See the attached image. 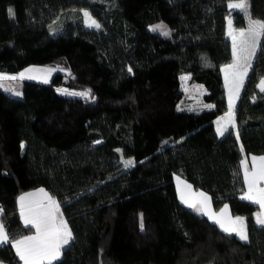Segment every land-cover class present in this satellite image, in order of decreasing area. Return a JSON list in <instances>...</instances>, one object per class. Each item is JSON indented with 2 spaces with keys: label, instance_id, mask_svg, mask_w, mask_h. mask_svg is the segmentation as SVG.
<instances>
[{
  "label": "trees",
  "instance_id": "trees-1",
  "mask_svg": "<svg viewBox=\"0 0 264 264\" xmlns=\"http://www.w3.org/2000/svg\"><path fill=\"white\" fill-rule=\"evenodd\" d=\"M228 1L0 0V72L42 63L69 72L24 80L20 97L0 89V222L9 241L1 263L21 264L13 241L34 228L17 197L42 186L71 231L50 264H264L259 206L241 197L237 172L243 155L264 153V35L235 103L237 136L215 129L227 110L225 18L264 20V0H247V14ZM81 8L101 28L84 26ZM159 22L167 36L150 28ZM182 73L203 87L206 107L181 106ZM59 84L90 95L60 94ZM175 174L207 192L214 209L227 203L243 216L247 239L183 204Z\"/></svg>",
  "mask_w": 264,
  "mask_h": 264
},
{
  "label": "rangeland",
  "instance_id": "rangeland-1",
  "mask_svg": "<svg viewBox=\"0 0 264 264\" xmlns=\"http://www.w3.org/2000/svg\"><path fill=\"white\" fill-rule=\"evenodd\" d=\"M238 2V0H230V2L228 3V9L229 11H234L237 9H233L229 7L230 3H236ZM81 12H82V18H83V24L86 27L89 28H94V29H99L101 28L100 23L91 15L90 11L87 8H81ZM84 12H87L89 14V16L91 17L92 20H95L97 24L100 25L99 28L95 27V26H90V21L87 17H85ZM229 20H231V30L234 32V34H238L239 31L241 29H243L245 31V33L247 34V30L249 27V18L245 19L246 23L244 26H235L234 25V17L232 15H229ZM252 19V18H251ZM252 20H259L264 22V20L261 19H252ZM152 30L154 31H158L159 33H161L162 35L164 34V32H168L169 33V28L166 27L162 22H159L153 26L150 27ZM229 31H230V27L229 24L227 26V28L225 29V35L226 37L230 40L231 43V57L230 60L223 64L221 67V74H222V78H223V84L224 87L226 89L228 98H229V102H231L230 96L231 98H233L240 90V88L242 87L243 81L245 79L246 74L244 73V67L246 65V61L242 58L239 61V64L237 65V67L235 68H228L227 73L225 72V69L227 68V66L232 65L234 63L235 57L233 55V43H232V37L229 36ZM261 36H259L260 39ZM239 37H238V43H239ZM258 44L255 47V52L252 55H249V53H251L252 49H251V43L249 42L248 45H244L242 47H246L247 51L246 52H241L240 56L244 57V56H248V61L247 63H250L254 58V55L256 53V49H257ZM29 68H34V69H51V71L49 72H44V71H38V72H32V73H27L25 72L26 69ZM249 69V68H248ZM25 72V77L23 79L20 78V73ZM248 72V70H247ZM56 73H63L64 77L67 78L69 76V72L67 69H63L59 66L56 65H52V64H31V65H27L24 68L20 69L19 71L15 72V73H6V72H0V76H5V77H16V79H2L0 80V89L3 90L4 92H7L13 96L16 97H20L22 95V90H21V86H22V82L24 80H29V81H34V82H39V83H45L44 80L47 79V83H49L51 81V78L53 77L54 74ZM34 76L36 77L35 79H29L28 76ZM242 80V83H240V81ZM264 80V77L260 78L259 81V89H261V81ZM180 83H181V89L183 90V100L181 103V106L185 107V108H193V109H197V108H201V107H206V105L204 103H202L201 101V97L202 94L204 93V89L200 84H195L189 81V74L188 73H182L180 75ZM257 84V85H258ZM56 90L63 95H68V96H74V97H89L90 92L85 89V88H75V87H69L65 84H59L56 86ZM231 90V92H230ZM16 93H19V95H17ZM81 93H87V95H80ZM231 112V111H230ZM226 114V116H224V118H222L220 121H226V123L229 124H233L232 121V116H229V113ZM234 125V124H233ZM236 128V126H235ZM237 130V129H236ZM120 161L121 163L126 166V162L127 161H132V159L130 157H124V156H120ZM186 180H184L181 176L175 174L173 176V182L175 185V190L177 193V197L178 199H180L183 203H185L182 199H181V193L183 192L184 198L185 200H194V205L195 207H191L193 210H195L198 213L204 214L210 221L217 223L220 227H221V223L224 224L225 227H227L225 225V223L228 225V228H236V229H240L241 225L240 224H230L229 218L230 216V211L228 208V204H227V208H222L220 207L219 209H214L212 204H211V200H210V196H206L208 198L207 201V207L204 206V204L202 203L203 201V197L200 196V193H193L189 190V188L187 187L188 185L185 182ZM137 189H141L147 186L146 183H144L141 180H136V181H132L131 182ZM43 190V191H41ZM46 194V195H45ZM21 196H25L26 199L24 201L25 204V215H28V205L31 203L33 205L35 204H42L44 206H49V200L48 197H51L52 200H54L56 202L57 205H59L58 201L56 200L55 197H53L50 192L40 186L39 188H34V189H30L27 191H24L21 193ZM20 196V197H21ZM18 203L20 204V208H19V212L21 215V201L20 198L18 200ZM187 204V203H185ZM226 209V210H225ZM223 213V214H222ZM257 213H260V211L258 210ZM57 220H64V217L61 213L60 210V205H59V209L58 212L55 213ZM239 218H242V220L244 221L243 216H236ZM21 220L23 221V223H25V218L24 216L21 215ZM66 222V221H65ZM0 224H2L0 222ZM26 225V224H25ZM34 228V227H33ZM222 228V227H221ZM69 229V228H68ZM224 229V228H222ZM243 229L244 231H246L245 228V222L243 224ZM36 235V229L34 228L32 233H29L27 235H23L19 238V240L23 239L24 237L27 236H34ZM237 236L239 237L240 235L238 234L237 231ZM3 244V243H2ZM1 245V244H0ZM63 248V247H62ZM61 255V252H60ZM59 255V257H60ZM58 257V258H59ZM20 258V257H19ZM57 258V259H58ZM52 260L53 261H56ZM50 262V263H51ZM49 263L48 260L43 261V264ZM21 264H24V261L21 260Z\"/></svg>",
  "mask_w": 264,
  "mask_h": 264
},
{
  "label": "snow or ice",
  "instance_id": "snow-or-ice-1",
  "mask_svg": "<svg viewBox=\"0 0 264 264\" xmlns=\"http://www.w3.org/2000/svg\"><path fill=\"white\" fill-rule=\"evenodd\" d=\"M229 7L233 9H240L247 14L248 3L247 0H238V2L236 3H230ZM9 13L14 14L12 9H9ZM84 15L89 19L90 26H95L97 28L100 27V25L97 24L95 20L91 19V17L87 12H84ZM249 21L250 22H249L247 34L243 29H241L238 34H234V32L231 30L232 22L231 20H229V27H230L229 36L232 37L233 55L235 57V60L232 65L227 66V68L225 69L226 73L228 71V68L237 67L239 61L242 58L246 61L243 74H246L248 68L251 66L250 63H247L248 61L247 55L244 57L240 56L241 52L247 51V48L242 46L248 45L250 42L252 51L251 53H249V55L254 54L255 47L258 44L257 38L261 35H264V22L259 20H252L250 14H249ZM168 34H169L168 32H164L165 36H167ZM238 37L240 38L239 43H238ZM38 71L49 72L51 71V69L29 68L25 70V72L27 73L38 72ZM25 72L20 73L21 79L25 77ZM28 78L35 79L36 77L30 75L28 76ZM2 79H16V77L0 76V80ZM44 82L47 83V79H45ZM240 83H242V80L240 81ZM260 86H261V91H264V80L261 81ZM16 94L19 95V93ZM80 95H87V93H81ZM229 116H231V112L229 113ZM218 131H220L221 135H223V130L218 129ZM252 160H253V168L255 169V171L252 173L250 179L248 178L247 168L245 169V177L248 183L249 193H251L252 190L256 188V191L260 195H259V199H256L255 202L261 203V205L264 206V188L256 187L261 180H264V156L259 158L253 157ZM257 160H259L258 164L256 163ZM131 164L132 161L126 162V166H129ZM200 196L203 197L202 203L204 204L205 207H207L208 198L203 193H200ZM246 198L250 200L254 199L252 195H248ZM25 199H26L25 196L20 197L21 215L24 216L26 225H31L36 229V235L24 237L23 239L16 241L14 246L17 249V253L20 256V259L24 261V264H43V261L45 260H48L50 264L52 260H55L59 257L62 247L69 243V240L71 239V231L68 229L67 223L64 220L62 219L57 220L55 213L58 212L59 205H57L56 202L51 199V197H48L49 206H44L42 204L33 205L30 203L28 205V215H25V204H24ZM181 199L185 203H188V201L185 200L184 198L183 192L181 193ZM189 207H195V205L189 203ZM258 222L264 224V219L258 218ZM237 223L241 225V228L239 230L234 227L233 228L225 227L223 223H221V227L224 228L225 231H232V232L238 231L240 238L242 240H246L247 235L243 231L244 221L242 220V218L237 217L236 220L233 221V224H237ZM6 242H9L8 235L5 231L4 225L0 224V244Z\"/></svg>",
  "mask_w": 264,
  "mask_h": 264
},
{
  "label": "crops",
  "instance_id": "crops-1",
  "mask_svg": "<svg viewBox=\"0 0 264 264\" xmlns=\"http://www.w3.org/2000/svg\"><path fill=\"white\" fill-rule=\"evenodd\" d=\"M229 2L230 1H228V3ZM229 18H231V17H229V15H227L226 18H225V29L227 28V26L229 24ZM221 67H222V65H221ZM221 67H220V69H221ZM259 81H260V79H259ZM259 81H258V83H259ZM257 87L259 88V84L257 85ZM224 90H225V99H226L227 110L222 115H220V116H218L216 118V120H215V129H216L217 134L219 136H221V133H220V131H218V129L223 130V134H224L227 131L228 128H232L233 131H234V133L237 136V130L235 128L236 123H235V116H234V107H235V103L237 101V98H238V95L240 93L241 88H240L239 92L233 98H231V102H229V98H228V95H227V92H226L225 87H224ZM230 111H231L232 121H233V124L234 125L233 124L231 125L229 123H226V121H222V122L220 121ZM262 156H264V153L263 154H245V155H243L242 158H241V160H240V162H239V164H238V169H237V172L239 173V175L242 178V184H241L242 193H241V197L244 198V199H247L246 197L248 195H252L254 197V199H252V200L247 199V200H250L251 202H253V203H255V204H257L259 206L260 213H257V212L254 213V219H255L256 223L259 224V225H264V224H261V223L258 222V218L259 219H264V206H262L261 203L255 202L256 199H259V195H260L256 191V188H254L252 190V192L249 193L248 183H247V180H246V177H245V169L247 168L248 178L250 179L251 176H252V173L255 171V169L253 168V160H252V158L253 157L259 158V157H262ZM256 163L258 164L259 163V160H257ZM185 182H186V184L188 186H190L188 188L194 194L195 193H198V194L199 193H203L205 196H209V194L207 192H205V191H203L201 189H194L192 187L191 183H189L188 181H185ZM256 187L257 188H264V180H261ZM37 188H39V187H37ZM20 196H21V194H19L18 197H17V205H18V208H20V206H19L20 204L18 203V200H19ZM189 203L194 204V200H188V203L187 204H185V203H183V204H185L186 206L189 207ZM222 208H227V203L223 204L222 205ZM228 208H229V206H228ZM230 216L231 217L229 218V221H230V224H231V223H233V221L236 220V218H237L236 216H238V215H232L230 213ZM20 218H21V215H20ZM225 225L228 227V225L226 223H225ZM243 231H244V229H243ZM229 232H232V231H229ZM244 232L246 233V231H244ZM233 233H235L237 235V232H233ZM246 235H247V233H246ZM239 238H240V236H239ZM18 240H19V238L13 241V246L15 245V242L18 241ZM14 249H15L16 254L18 255L17 249H16L15 246H14ZM0 264H3V263L0 262Z\"/></svg>",
  "mask_w": 264,
  "mask_h": 264
}]
</instances>
